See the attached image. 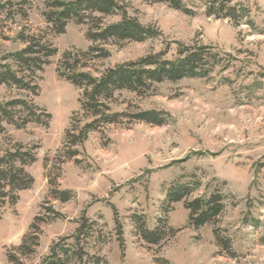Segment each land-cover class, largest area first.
I'll return each instance as SVG.
<instances>
[{"label": "rangeland", "instance_id": "1", "mask_svg": "<svg viewBox=\"0 0 264 264\" xmlns=\"http://www.w3.org/2000/svg\"><path fill=\"white\" fill-rule=\"evenodd\" d=\"M30 1L26 20L15 16L13 22L5 21L0 15V57L22 47L13 41L22 26L33 33L46 29L41 2ZM124 1L129 15L154 25L161 35L142 42L106 44L110 55L92 65L94 74L162 50L167 41L213 46L227 60V67L217 66L204 78L154 83L144 95L117 93L114 110L163 111L168 116L166 124L124 121L107 125L102 132L89 134L79 147L78 162L56 163L80 94L58 76L57 61L65 50H85L91 41L85 37L86 26L73 22L64 33L49 34L47 39L57 53L38 73V93L0 84V102L22 98L51 116L48 126L30 123L16 128L3 123L0 155L21 143L34 148L36 160L25 168L33 177L31 187L18 191L16 202L0 207V264H9L7 252L34 230L33 223L39 226V243L35 253L23 261L38 262L53 241L74 233L82 214L102 226L106 242L89 247V252L103 255L107 264H156L155 257L169 264H264V35L244 22L236 26L228 19L206 16V0H183L193 14L165 3ZM232 3L248 8L264 32V0ZM118 19L110 16L104 21ZM174 50L171 43L168 56ZM181 175L200 180L201 187L192 197L216 187L225 196L216 226L230 238L235 257L216 245L213 225L197 229L187 225L188 211L182 202L173 204L166 215L161 212L164 185ZM49 176L56 178V188L72 192L70 200L51 197ZM50 208L60 216L50 219ZM114 209L123 227L122 249L116 240ZM132 212L143 214L149 227L162 216L177 232L161 246L149 247L134 232L129 219ZM36 216L45 218L44 222Z\"/></svg>", "mask_w": 264, "mask_h": 264}, {"label": "trees", "instance_id": "2", "mask_svg": "<svg viewBox=\"0 0 264 264\" xmlns=\"http://www.w3.org/2000/svg\"><path fill=\"white\" fill-rule=\"evenodd\" d=\"M42 4L41 15L46 29L38 33L31 32L26 25L15 34L13 41L22 47L6 52L0 57V84L13 86L36 95L39 91L38 73L43 70L49 58L57 53L56 47L47 39L49 34L58 35L65 31L69 22L85 25V37L91 45L85 49H67L57 61L56 71L60 78L80 91L78 109L73 113L69 127L65 131L63 147L56 156V163L72 159L78 162L79 147L92 132H102L105 126L123 123L124 121L144 122L154 126H162L167 122V113L157 110L138 109L131 112L126 109L114 110L116 94L121 91L144 95L154 83L164 81L175 82L183 78L208 77L217 66L227 67L221 53L213 46L197 43L167 41L159 51H149L141 57L113 66L105 67L94 74L92 65L109 57L105 48L108 43L117 44L123 41L142 42L160 36L154 25L142 24L136 17L128 14L124 0H39ZM165 3L171 8L185 14H193L183 0H144ZM30 0H0V15L5 21H14L18 16L22 20L28 17L31 9ZM205 15L225 18L238 26L248 25L253 31L263 34L249 10L241 3L232 0H206ZM119 16L112 22H105L106 17ZM171 43L175 44L174 53L168 56ZM49 113L22 98H14L0 102V133L4 131L3 123L24 128L35 123L48 126ZM47 158H45L46 161ZM36 160L33 147L15 143L0 155V207L6 202L14 203L17 192L30 188L33 177L26 171V166ZM55 179H48L51 185L50 194L55 200L66 202L71 199L72 192L58 189ZM201 187V182L194 175L178 176L164 185V199L160 210L166 215L175 203L182 202L188 211L187 225L194 229L204 225H213V235L217 246H220L229 257H235L230 238L225 230L216 226L219 216L225 208L224 199L219 188L205 191L203 194L191 195ZM49 218L60 214L49 209ZM36 220L45 218L36 216ZM135 234L149 247L161 246L175 235L177 229L168 225L166 218L158 217L153 227L146 224L145 216L132 212L129 216ZM113 221L116 229V240L120 249L124 246L123 227L118 212L114 209ZM33 231L25 234L16 247L7 252L9 264H25L23 258L35 253L38 246L39 226H30ZM30 228V229H31ZM106 238L102 226L96 220L84 214L77 220L74 233L53 241L48 252L33 264H107L103 255L90 253L89 247L105 243ZM156 264H169L167 259L155 257Z\"/></svg>", "mask_w": 264, "mask_h": 264}]
</instances>
